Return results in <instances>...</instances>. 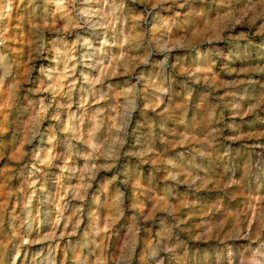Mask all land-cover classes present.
Here are the masks:
<instances>
[{"label":"rangeland","instance_id":"374dc122","mask_svg":"<svg viewBox=\"0 0 264 264\" xmlns=\"http://www.w3.org/2000/svg\"><path fill=\"white\" fill-rule=\"evenodd\" d=\"M0 264H264V0H0Z\"/></svg>","mask_w":264,"mask_h":264},{"label":"bare ground","instance_id":"6f19581e","mask_svg":"<svg viewBox=\"0 0 264 264\" xmlns=\"http://www.w3.org/2000/svg\"><path fill=\"white\" fill-rule=\"evenodd\" d=\"M52 18H53V16H52ZM52 21H53V19H52Z\"/></svg>","mask_w":264,"mask_h":264}]
</instances>
